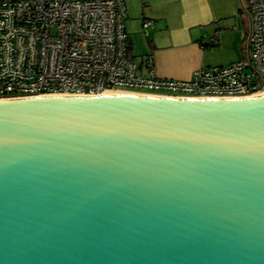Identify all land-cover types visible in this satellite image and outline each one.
I'll return each mask as SVG.
<instances>
[{"label":"water","instance_id":"1","mask_svg":"<svg viewBox=\"0 0 264 264\" xmlns=\"http://www.w3.org/2000/svg\"><path fill=\"white\" fill-rule=\"evenodd\" d=\"M138 94L0 99V264H264V95Z\"/></svg>","mask_w":264,"mask_h":264},{"label":"built area","instance_id":"2","mask_svg":"<svg viewBox=\"0 0 264 264\" xmlns=\"http://www.w3.org/2000/svg\"><path fill=\"white\" fill-rule=\"evenodd\" d=\"M246 1L244 56L180 80L157 76L152 67L137 72L128 55L125 0H0V99L105 90L192 98L264 92V0Z\"/></svg>","mask_w":264,"mask_h":264},{"label":"crops","instance_id":"3","mask_svg":"<svg viewBox=\"0 0 264 264\" xmlns=\"http://www.w3.org/2000/svg\"><path fill=\"white\" fill-rule=\"evenodd\" d=\"M149 21L151 26L143 25ZM128 55L137 72L188 79L199 67L234 62L245 54L246 0H125ZM213 38V43L204 42Z\"/></svg>","mask_w":264,"mask_h":264},{"label":"bare ground","instance_id":"4","mask_svg":"<svg viewBox=\"0 0 264 264\" xmlns=\"http://www.w3.org/2000/svg\"><path fill=\"white\" fill-rule=\"evenodd\" d=\"M114 94H133V95H140L138 93H134V92L131 93V92H126V91H121V90H105L102 93H100L99 96L114 95ZM54 95H56V96H71L72 94H48L47 96H54ZM258 95H264V92L254 93L252 95L245 96V97H253V96H258Z\"/></svg>","mask_w":264,"mask_h":264},{"label":"rangeland","instance_id":"5","mask_svg":"<svg viewBox=\"0 0 264 264\" xmlns=\"http://www.w3.org/2000/svg\"><path fill=\"white\" fill-rule=\"evenodd\" d=\"M124 89V88H123ZM125 89H133V90H141V91H146L145 89H135V88H125Z\"/></svg>","mask_w":264,"mask_h":264},{"label":"trees","instance_id":"6","mask_svg":"<svg viewBox=\"0 0 264 264\" xmlns=\"http://www.w3.org/2000/svg\"><path fill=\"white\" fill-rule=\"evenodd\" d=\"M128 48V47H127Z\"/></svg>","mask_w":264,"mask_h":264}]
</instances>
